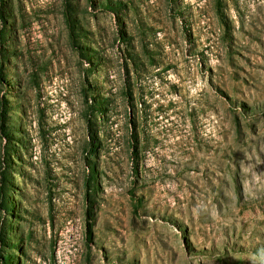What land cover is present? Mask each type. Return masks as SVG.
<instances>
[{
	"label": "rangeland",
	"instance_id": "rangeland-1",
	"mask_svg": "<svg viewBox=\"0 0 264 264\" xmlns=\"http://www.w3.org/2000/svg\"><path fill=\"white\" fill-rule=\"evenodd\" d=\"M0 8V264H264V0Z\"/></svg>",
	"mask_w": 264,
	"mask_h": 264
},
{
	"label": "trees",
	"instance_id": "trees-1",
	"mask_svg": "<svg viewBox=\"0 0 264 264\" xmlns=\"http://www.w3.org/2000/svg\"><path fill=\"white\" fill-rule=\"evenodd\" d=\"M0 11H1V14L3 15V11H2V8H0ZM2 21V20H1ZM4 39V36H3V31L0 30V41ZM2 66L0 65V74H2Z\"/></svg>",
	"mask_w": 264,
	"mask_h": 264
}]
</instances>
